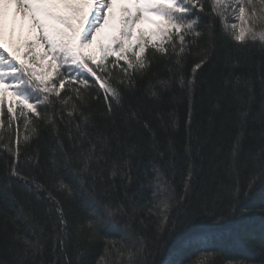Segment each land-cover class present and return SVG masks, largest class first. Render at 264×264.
<instances>
[{
    "label": "trees",
    "instance_id": "1",
    "mask_svg": "<svg viewBox=\"0 0 264 264\" xmlns=\"http://www.w3.org/2000/svg\"><path fill=\"white\" fill-rule=\"evenodd\" d=\"M197 31L203 39L190 41L191 47L186 45L183 70L175 75L174 57L160 53L153 56L155 49H146L148 69L135 78L115 112V120L124 127L119 144L113 142L111 146V155L127 153L126 143L135 145L131 160L133 177L147 180L153 167L160 168L163 163L161 145H166L184 162L191 137L193 145L207 144L205 153L212 152L219 159L228 157L231 163L229 146L238 137L240 163L233 174L223 171L212 174L205 164L184 206L171 211L170 221H163L167 232L161 227L159 214L149 215L143 207L146 201H142L135 216H117L116 227L92 231L89 219L93 206L101 200L118 202L125 193L116 185L94 183L93 168L87 174L81 171L83 165L72 139L78 130L75 122L69 123V113L79 117L81 107L92 109L97 129L110 127L113 119L112 114L105 115L103 91H97L98 84L93 85L94 77L89 78L87 87L77 81L75 86L60 89L68 94L66 107L57 101L55 109L41 108L43 119L38 125L26 126L21 121L17 126L14 122L11 135L6 94L4 118L0 122V254L7 231L9 236L19 237L21 243L32 239L42 247L39 256L21 250L10 259H15L17 264H48L52 258L51 226L59 215L55 210L59 202L69 225L65 239L73 264H105L101 260L105 242H116L125 234L129 238L137 234L147 237L148 264H264V181L257 178L249 184L251 176L259 174V155L264 148V93L258 83L264 63L260 45L264 42L248 41L246 46L238 47L240 42L226 38L219 19L214 34L210 35L204 28ZM205 53L206 66L196 68ZM115 61V57L108 58V71L103 76L111 75L113 82L127 80L122 71L127 65L118 61L116 66ZM233 72L257 81L251 99L243 83L237 87L233 80V86L227 87ZM182 77L194 81L191 91L181 85ZM162 81H169L167 88H160ZM157 91L158 95L153 96ZM52 98L55 99V94ZM61 110L64 118L57 114L54 117L57 124L50 126L53 112ZM130 111L140 113L139 121L125 125ZM146 122L150 128L144 127ZM17 146L19 175L11 176ZM170 176L171 173L164 178ZM180 179L178 174L177 184ZM37 184L46 187L36 191ZM62 185L70 190L62 189ZM135 188L133 185L131 191ZM50 195L54 198L50 199ZM25 210H31V216ZM73 225L79 231H74Z\"/></svg>",
    "mask_w": 264,
    "mask_h": 264
},
{
    "label": "snow or ice",
    "instance_id": "2",
    "mask_svg": "<svg viewBox=\"0 0 264 264\" xmlns=\"http://www.w3.org/2000/svg\"><path fill=\"white\" fill-rule=\"evenodd\" d=\"M216 5L217 0H0V122L4 118L7 94L9 135L14 122L17 126L21 121L26 126L29 123L38 125L43 119L41 108L55 109L57 101L66 107L65 97L68 94L60 92V89L75 86L77 81L87 87L89 78L94 77L93 85L98 84L97 91L104 93L105 115L112 114L113 119L110 127L97 129L92 109L84 110L81 107L79 117L69 113V123L75 122L78 130L72 139L75 141L74 151H77L83 165L81 171L87 174L88 169L93 168L94 183L116 185L118 190L122 188L125 193L118 202L101 200L93 206L90 230L116 227L117 216H135L142 201H146L143 207L149 215L159 214L161 227L167 232L163 221H170L171 211L184 206L194 190V180L204 171L205 164L212 174L223 171L231 175L240 163L238 137L229 146L231 163L228 157L219 159L212 152L205 153L207 144L193 145L191 137L184 162L178 160L166 145H161L163 163L156 161L161 163V167H153L147 180L133 177L131 160L136 151L135 145L126 143L125 147L129 148L127 153H118L115 157L111 155V146L113 142L119 144L124 127L115 120V112L123 103L122 96L126 90L133 87L135 78L148 69L146 49H155L153 56L160 53L174 57L175 75L183 70L186 45L191 47L190 41L203 39L197 29L204 28L210 35L214 34L218 19L225 29L226 38L240 42L238 47L246 46L248 41L255 42L258 36L264 41V31L258 30L264 29V0H235L230 5L234 17L230 25L224 23L225 13ZM260 50L264 58V44L260 45ZM109 57L116 58V66H119L118 61L125 62L127 67H122V71L127 80L121 78L113 82L111 75L103 76L108 71ZM236 59L238 62L239 58ZM206 63L207 53L196 68L202 64L206 66ZM261 67L258 83L264 93V63ZM233 80L237 87L244 84L248 99H251L257 81L233 72L227 87L233 86ZM180 83L189 91L194 87V81L183 77ZM168 85L169 81H162L160 88H167ZM53 94L55 99L52 98ZM152 95H158V91ZM57 114L64 118L62 110L53 112V119L49 122L52 127L57 124L54 118ZM139 118V112L130 111L125 125L138 122ZM144 127L150 128V123L146 122ZM16 156L11 176L19 175L18 146ZM258 168L259 174L251 176L250 186L257 178L264 181V148L259 155ZM169 173L171 176L165 179ZM178 174L181 177L179 184L176 181ZM21 179L28 183L25 177ZM133 185L136 186L135 191H131ZM42 187L46 186L37 184L34 190L39 191ZM61 187L70 190L64 185ZM49 198L54 197L50 195ZM55 210L59 215L51 226L52 258L48 264H73L65 239V230L69 225L59 202ZM25 211L31 216V210ZM172 226L176 227L174 223ZM73 230L79 231V227L73 225ZM2 247L0 264H17L10 257L21 250L34 257L42 253L39 241L26 239L21 243L19 237L9 236L7 231ZM147 251V237L137 234L129 238L125 234L116 242H105V254L101 260L105 264H148L145 257Z\"/></svg>",
    "mask_w": 264,
    "mask_h": 264
},
{
    "label": "rangeland",
    "instance_id": "3",
    "mask_svg": "<svg viewBox=\"0 0 264 264\" xmlns=\"http://www.w3.org/2000/svg\"><path fill=\"white\" fill-rule=\"evenodd\" d=\"M235 0H217V8L225 13L224 23L230 25L233 22L234 17L231 15V8L230 5H233ZM259 6V5H258ZM238 22V21H237ZM145 27H149L145 25ZM260 31H264V29H259ZM257 41H261L259 36L257 37ZM264 42V41H261Z\"/></svg>",
    "mask_w": 264,
    "mask_h": 264
}]
</instances>
